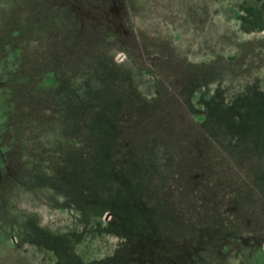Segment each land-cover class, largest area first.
I'll return each instance as SVG.
<instances>
[{"label": "rangeland", "instance_id": "obj_1", "mask_svg": "<svg viewBox=\"0 0 264 264\" xmlns=\"http://www.w3.org/2000/svg\"><path fill=\"white\" fill-rule=\"evenodd\" d=\"M263 3L0 0V264H264Z\"/></svg>", "mask_w": 264, "mask_h": 264}, {"label": "trees", "instance_id": "obj_2", "mask_svg": "<svg viewBox=\"0 0 264 264\" xmlns=\"http://www.w3.org/2000/svg\"><path fill=\"white\" fill-rule=\"evenodd\" d=\"M242 15H240L239 19L241 21L242 30L245 33H254V32H262L264 31V3L262 4V7L257 6H244L241 9ZM51 111H48V113ZM234 162H238V160H235ZM168 175L169 173L166 172ZM234 176V184L237 186H241L247 181H251V177L245 176V171L242 169H238V172L235 173ZM223 177H230L228 175L223 174ZM233 177V176H232ZM231 177V178H232ZM231 181V179H230ZM168 182V181H167ZM153 189L158 190V186L156 187V182L152 184ZM160 186V185H159ZM258 193V192H256ZM257 197L261 198L260 194H257ZM192 212V211H190ZM191 214V213H190ZM191 216V215H189ZM194 226H202L200 221L198 220V217L192 215L189 219ZM257 234V233H256Z\"/></svg>", "mask_w": 264, "mask_h": 264}]
</instances>
